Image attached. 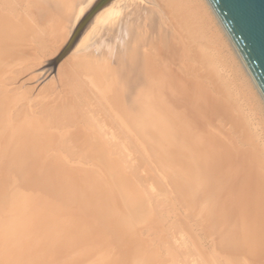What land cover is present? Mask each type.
Here are the masks:
<instances>
[{
  "label": "bare ground",
  "instance_id": "1",
  "mask_svg": "<svg viewBox=\"0 0 264 264\" xmlns=\"http://www.w3.org/2000/svg\"><path fill=\"white\" fill-rule=\"evenodd\" d=\"M42 51L52 60L34 65V83L52 78L13 113L23 92L5 73ZM94 107L171 209L195 221L179 247L200 246L203 264H264V95L209 0H0V264L165 262L141 235L161 221L150 223L137 188L120 193L104 165L54 156L68 132L56 126L87 122ZM96 124L84 134L100 136Z\"/></svg>",
  "mask_w": 264,
  "mask_h": 264
},
{
  "label": "rangeland",
  "instance_id": "2",
  "mask_svg": "<svg viewBox=\"0 0 264 264\" xmlns=\"http://www.w3.org/2000/svg\"><path fill=\"white\" fill-rule=\"evenodd\" d=\"M16 19L18 20V17H16ZM27 32L28 31L26 29V31H24V33H27ZM29 48H31V46H29ZM27 49H28L27 46H24V45L21 46L19 49L20 53H18L16 56L17 57L20 56L19 54H21V56H23V53H24V57H25V55L27 56V52H28ZM37 53L33 52L32 56H30V53H28L29 58L32 57L33 59L30 58L29 61L24 60L25 62L22 61L20 64H17V65H10L8 67L10 69H8V71L5 73V76H6L5 85L7 87H9L10 90L13 92H20V91L23 92V94H21L17 98V100L15 101V103L13 104V106L11 108V112H13V113L18 111V108H21L22 106H29V105L33 106L34 103H32V102H35V99H36L35 93L43 88L44 81L46 82V80H48V79L51 80V78H52V76H49V74H50L49 71L44 70L43 71V72H45V75L43 74L44 78H43V80H39L41 82V84L37 80H36V83H34V81H35L34 70L36 69L35 66L39 65L38 62H40V63L42 62V64L45 65V63H49L52 60V58L49 57V56H51V54L47 55L46 52H45V54H43L44 51H42V53H40V55H38ZM53 53H54V51H53ZM49 58H51V59H49ZM30 64H31V67H30ZM28 65H29V67H28ZM25 68L27 69V71ZM24 69H25V71H24ZM21 71H24V72L21 73ZM24 76H26L27 79H28V77H30L31 79L32 78H34V79L25 82L24 78H23L24 81H22V79H21ZM19 79H21V80H19ZM16 81H17V83H16ZM30 84L33 85V88L30 89V90H33L31 93L29 90ZM13 86H16L17 89L14 88ZM37 87L39 88L38 90L36 89ZM80 96L81 95H79L77 97H80ZM82 97L83 96H81L80 99L79 98L76 99V97H75V99L77 102L79 100L82 101L83 100ZM42 100H43V98H42ZM80 101L78 103H80ZM30 108L32 109V107H30ZM81 111H82V109H81ZM83 111H84L85 115H88L85 117L86 118L85 120L89 123L82 120L76 125V127L73 126L72 123H70V124L68 123V125L70 127L67 125H66L67 126L66 127L64 124L60 127V125H61L60 122L64 119L67 120V118L63 117V119L61 118L62 120L61 119L59 120L60 125L56 126V130L59 129L61 132H64L63 130H67L68 132L62 133L60 135V137L57 138V147L54 150V156L61 159L62 163H64L65 166H67L68 168H70V167H74V168H84V167L88 168V167H90L92 169H98L99 170L100 165H104L108 169H111L112 174L109 173L108 177L110 179H112V181H113L112 187H115L116 191H119L120 193H126V192L130 193V192H134V189L137 188L136 190L138 191V193H140V194H138V196L143 197L144 202L147 203L150 207L154 208V211H153L154 217L151 219L152 221H150V223L155 222V219H157L158 221L160 220L161 222L158 224L159 225V227H158L159 232L151 230L147 234L146 232H144V230H145L144 229L143 232H141V235L145 236L148 239V241L150 242V245L154 249V252H157V254H161V257L164 258V260H163V261H165L164 263L165 264H196V262H197V264H203L202 260H200V258L197 257L198 255H200L199 254L200 251L201 252L203 251V249L200 246H194V247H196V250L194 247H192L193 251H189V248H188V251H187V249H185V248L182 249V246L179 247V245L175 242L178 239L181 240V239L187 238V239L191 240V238H193V236H194L193 230H195V228L197 227V226H195V221L186 215V212H184L185 210L184 211L181 210L182 213H181V216L179 217V213L177 212V210L173 211L171 209L172 206H171L170 201L167 198L165 199V197H163L164 195H162V193L158 191V186L156 184H153V181H152V183L150 182L151 178H145L147 170H145L143 168V166H142L143 162L141 161L140 158H139V163H138V159H137L138 155H135V152L132 150V147L128 146V144H126L127 140L125 139V137H123V136L121 137L120 134L118 135L115 132L113 133V131H109V130L107 131L106 126H108V123L106 124L101 116L100 117L98 115L94 116V115H96L94 113H97V110L95 109V107L93 108V110L88 109V110H86V112H85V110H83ZM93 121L97 122V124H100V125L96 126V129L99 131V135H100V136H97V138L89 137L88 134H84L85 132H89L88 131V130H90L89 124L93 123V125H94ZM158 121H159L158 118L152 120V126H156ZM62 128H64V129H62ZM69 129L74 130V133L73 132L71 133L69 131ZM100 129H102V131ZM100 142L102 143L101 146L106 147L105 149L106 150L108 149L109 152L104 153V154H101V153L98 154L97 153L98 151L101 152L100 147L98 146V144ZM185 149H186V145L184 143L180 147V150L183 152V151H185ZM7 157H8V151H6L5 149L0 151V158L1 159L5 160V159H7ZM143 165H145V164H143ZM217 166H220V163H217ZM150 172L154 175V173H153L154 171H150ZM136 181L137 182L141 181V182L136 184L137 183ZM132 182H133V184H132ZM6 184H7V180H6V182L3 181L2 183H0V192L3 193L5 191ZM168 198L170 199V196ZM48 209H52V206L48 207ZM182 214L185 218L182 216ZM181 217H183V218H181ZM179 219H181V221ZM10 222H11L10 217H5V219L2 221L1 224L4 228H7V226L10 225ZM189 222H191V223H189ZM182 223H184V224H182ZM192 225H194L195 227L194 226L192 227ZM179 226H182V227H180L182 230L178 229L179 232H178V230L177 231L174 230L175 227L177 228ZM187 226H189L191 229L189 227L187 228ZM190 230H191V232H190ZM180 231L181 232L185 231V232L181 233V235H180ZM174 235H178V237H176ZM208 238L209 237L204 239V241H203L204 245L209 244L210 241ZM167 242H168V244H167ZM171 243L175 246L178 245V246H176V248L179 250V252L176 248H174L173 245H171ZM166 246H167V248H165ZM169 246H173V247H169ZM170 248H171V250H169ZM197 248H198L199 253L197 252ZM164 253L165 254L167 253V254L165 255ZM189 253H190V256H189ZM193 253L197 254V255H194ZM178 257H179L178 260L181 263L178 260H176ZM184 258H185V261H184ZM252 258H254V257H252ZM180 259H182V261ZM221 259H223V258H221ZM204 261H205V259H204ZM225 263H227V262H225Z\"/></svg>",
  "mask_w": 264,
  "mask_h": 264
},
{
  "label": "water",
  "instance_id": "3",
  "mask_svg": "<svg viewBox=\"0 0 264 264\" xmlns=\"http://www.w3.org/2000/svg\"><path fill=\"white\" fill-rule=\"evenodd\" d=\"M264 95V0H209Z\"/></svg>",
  "mask_w": 264,
  "mask_h": 264
}]
</instances>
